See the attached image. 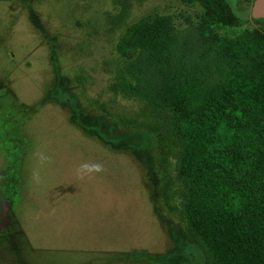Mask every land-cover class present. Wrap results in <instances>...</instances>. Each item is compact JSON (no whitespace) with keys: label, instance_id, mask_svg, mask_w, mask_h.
Masks as SVG:
<instances>
[{"label":"rangeland","instance_id":"rangeland-1","mask_svg":"<svg viewBox=\"0 0 264 264\" xmlns=\"http://www.w3.org/2000/svg\"><path fill=\"white\" fill-rule=\"evenodd\" d=\"M229 2L241 26L213 32L257 26L251 4ZM118 11L113 0H0V264H169L200 251L163 202V131L109 89ZM151 12L197 25L205 8L146 0L128 20Z\"/></svg>","mask_w":264,"mask_h":264},{"label":"trees","instance_id":"trees-1","mask_svg":"<svg viewBox=\"0 0 264 264\" xmlns=\"http://www.w3.org/2000/svg\"><path fill=\"white\" fill-rule=\"evenodd\" d=\"M145 1L113 0L122 66L109 89L138 100L142 125L163 131V202L200 247L169 264H264V19L220 37L211 22L242 24L229 0H180L205 8L199 24L158 12L130 22Z\"/></svg>","mask_w":264,"mask_h":264},{"label":"water","instance_id":"water-1","mask_svg":"<svg viewBox=\"0 0 264 264\" xmlns=\"http://www.w3.org/2000/svg\"><path fill=\"white\" fill-rule=\"evenodd\" d=\"M251 18L264 19V0H253L250 9Z\"/></svg>","mask_w":264,"mask_h":264}]
</instances>
